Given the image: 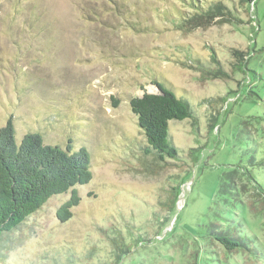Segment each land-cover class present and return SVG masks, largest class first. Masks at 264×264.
I'll use <instances>...</instances> for the list:
<instances>
[{"label": "rangeland", "instance_id": "1", "mask_svg": "<svg viewBox=\"0 0 264 264\" xmlns=\"http://www.w3.org/2000/svg\"><path fill=\"white\" fill-rule=\"evenodd\" d=\"M113 1L119 14L110 0H0V129L12 115L16 142L71 139L93 173L70 220L56 217L69 195L50 199L0 241V264H264V191L242 172L264 156V0H197L229 15L190 27L182 0ZM155 81L192 111L169 122L180 160L163 168L141 157L128 104ZM236 221L262 259L206 239Z\"/></svg>", "mask_w": 264, "mask_h": 264}, {"label": "trees", "instance_id": "2", "mask_svg": "<svg viewBox=\"0 0 264 264\" xmlns=\"http://www.w3.org/2000/svg\"><path fill=\"white\" fill-rule=\"evenodd\" d=\"M110 1L117 8L115 12L119 14L115 1ZM240 1L247 6L256 2V0ZM182 2L190 12L179 10L177 17L181 23L189 27L204 26L209 20L219 18L220 21V18L229 15L222 3L211 5L199 3L197 0H182ZM161 16L169 20L174 18L168 11ZM127 26L132 30L136 29V26L128 21ZM153 85L158 89V93L144 92L141 97L129 99L128 104L144 136L142 143L136 144L141 157H149L153 166L158 165L163 168L169 164H179L177 161L180 160L177 148L170 142L169 122L189 119L192 111L189 103L177 98L163 82L155 81ZM116 104L117 102H114V105ZM88 151L89 149L84 147L76 148L71 139H68L63 146L45 144L43 136L34 130L24 134L20 141L16 142L13 116H9L4 127L0 129L1 242L6 241V237L8 239L13 231L50 199L61 195H69V198L57 209L56 217L60 223L72 218V209L78 206L81 200L77 188L89 184L93 178L90 151ZM254 166L264 167V156L257 161L253 160L251 170L242 169L243 174L264 191V186L257 179L259 176L252 174ZM175 196L173 199L176 198ZM241 224L236 221L229 226H206L210 235L206 239L211 237L212 243L222 244L227 253L239 252L249 258L262 259L257 247L244 234ZM122 252L123 249L118 246L116 253Z\"/></svg>", "mask_w": 264, "mask_h": 264}]
</instances>
